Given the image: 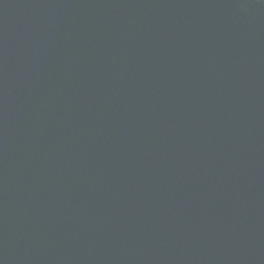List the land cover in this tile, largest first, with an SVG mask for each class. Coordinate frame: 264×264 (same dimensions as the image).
<instances>
[{
    "label": "water",
    "instance_id": "water-1",
    "mask_svg": "<svg viewBox=\"0 0 264 264\" xmlns=\"http://www.w3.org/2000/svg\"><path fill=\"white\" fill-rule=\"evenodd\" d=\"M0 264H264V0H0Z\"/></svg>",
    "mask_w": 264,
    "mask_h": 264
}]
</instances>
